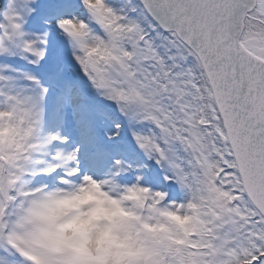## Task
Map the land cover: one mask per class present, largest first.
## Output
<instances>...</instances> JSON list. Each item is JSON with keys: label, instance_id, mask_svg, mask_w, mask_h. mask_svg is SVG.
<instances>
[{"label": "snow or ice", "instance_id": "1", "mask_svg": "<svg viewBox=\"0 0 264 264\" xmlns=\"http://www.w3.org/2000/svg\"><path fill=\"white\" fill-rule=\"evenodd\" d=\"M0 264H264V0H0Z\"/></svg>", "mask_w": 264, "mask_h": 264}]
</instances>
